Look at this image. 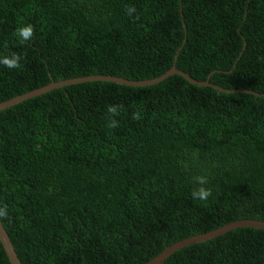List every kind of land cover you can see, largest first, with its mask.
<instances>
[{
    "label": "trees",
    "instance_id": "trees-1",
    "mask_svg": "<svg viewBox=\"0 0 264 264\" xmlns=\"http://www.w3.org/2000/svg\"><path fill=\"white\" fill-rule=\"evenodd\" d=\"M29 23L21 44L15 30ZM13 52L22 67L0 65V102L51 80H145L174 64L259 94L173 74L70 84L0 110V220L21 264H145L192 235L264 221V0H0V55ZM110 104L123 105L116 129ZM196 175L208 176L207 201L192 198ZM165 264H264V229L229 230Z\"/></svg>",
    "mask_w": 264,
    "mask_h": 264
},
{
    "label": "water",
    "instance_id": "water-1",
    "mask_svg": "<svg viewBox=\"0 0 264 264\" xmlns=\"http://www.w3.org/2000/svg\"><path fill=\"white\" fill-rule=\"evenodd\" d=\"M175 61H176V56H175ZM173 74H178L184 77L186 80H188L192 84H196L199 86H211V87L216 88L219 91L246 92L250 94H255L257 96L259 95L257 92L253 90L226 89V88L210 83L209 80H204V81L196 80L193 77H191L188 73L180 69H177L174 64L164 74L151 78V79H145V80H129L123 77L111 76V75H101V74L85 75V76L73 77V78H68V79H63V80H58V81L51 80L48 84L43 85L39 88L33 89L23 94H19L7 100L1 101L0 110L14 106L15 104L21 101L27 100L31 97L39 96L53 89L61 88V87H64L70 84H77V83L90 82V81H99V80H110L116 83L132 85V86H147V85L157 84ZM238 227H253V228H263L264 229V221L257 220V219H250V218L238 219L230 223L224 224L216 229L210 230L208 232H204V233L197 234V235H192L190 237L181 239L169 246L166 245V247L158 255L150 259L145 264H165L166 257L168 258L172 253L176 252L177 250L187 245L198 243V242H203L208 239L214 238L218 235H222L228 232L229 230H232ZM0 243L4 249V252L8 258L9 263L10 264H21V261L15 251L14 245L9 237L8 232L4 228L1 220H0Z\"/></svg>",
    "mask_w": 264,
    "mask_h": 264
},
{
    "label": "clouds",
    "instance_id": "clouds-1",
    "mask_svg": "<svg viewBox=\"0 0 264 264\" xmlns=\"http://www.w3.org/2000/svg\"><path fill=\"white\" fill-rule=\"evenodd\" d=\"M125 11L129 16H132L133 13L136 12L135 6H125ZM136 18V17H134ZM34 26L32 24H25L16 28L14 35L19 38L21 44L30 41L34 37ZM22 56L18 53H11L10 55H0V65L5 66L9 69H17L21 68L22 65L20 63ZM123 108V105H108L106 112L107 119V127L109 129H116L119 127L118 120L115 119L116 116L119 115V109ZM141 110L133 111L132 117L135 120H140ZM194 183L198 185L192 191V198L194 200L207 201L208 198L212 195V189L210 187H205L209 183V179L207 175H196L193 177ZM7 216V205H4L0 208V218H4ZM158 255V254H157ZM166 261V260H165Z\"/></svg>",
    "mask_w": 264,
    "mask_h": 264
}]
</instances>
